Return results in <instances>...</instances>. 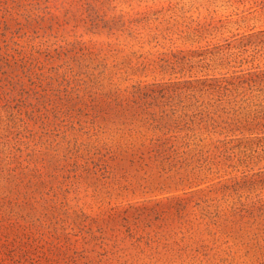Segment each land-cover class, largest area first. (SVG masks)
<instances>
[{"label":"rangeland","instance_id":"rangeland-1","mask_svg":"<svg viewBox=\"0 0 264 264\" xmlns=\"http://www.w3.org/2000/svg\"><path fill=\"white\" fill-rule=\"evenodd\" d=\"M0 264H264V0H0Z\"/></svg>","mask_w":264,"mask_h":264}]
</instances>
